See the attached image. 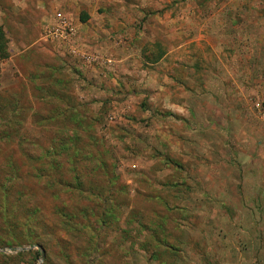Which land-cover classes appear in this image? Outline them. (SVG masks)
Returning a JSON list of instances; mask_svg holds the SVG:
<instances>
[{
	"label": "rangeland",
	"instance_id": "374dc122",
	"mask_svg": "<svg viewBox=\"0 0 264 264\" xmlns=\"http://www.w3.org/2000/svg\"><path fill=\"white\" fill-rule=\"evenodd\" d=\"M0 27V264H264V0H0Z\"/></svg>",
	"mask_w": 264,
	"mask_h": 264
},
{
	"label": "trees",
	"instance_id": "16d2710c",
	"mask_svg": "<svg viewBox=\"0 0 264 264\" xmlns=\"http://www.w3.org/2000/svg\"><path fill=\"white\" fill-rule=\"evenodd\" d=\"M9 58V54H8V40H7V38H6V35H5V33H4V31H3V29L0 27V62L1 61H4V60H7ZM6 96L4 97L3 95H1L0 94V121L2 120V118L4 117V111H5V106H2V104H1V102H3V101H5L6 100ZM10 102H9V104L11 103H13V100L11 101V100H9ZM11 104L9 105V106H11ZM17 105H18V103H17ZM8 106V107H9ZM18 110H21V107L19 106V108H17ZM12 114H14V111H10L9 110V115H11V119L12 120H16L17 119V117H15L14 115H12ZM55 117L56 118H58L57 117V115H55ZM54 118V117H53ZM55 119V118H54ZM1 123V122H0ZM11 134H13V132H11ZM11 134H7L6 136L8 137L7 138V140H10V138H14V137H17V133H15L14 135H11ZM56 149H53V154H55L56 153ZM51 153V154H52ZM55 160V159H54ZM52 166V165H51ZM54 166H56V164L54 165ZM54 178V177H53ZM49 182L50 183H59L58 185H60V186H62V184H61V182H58V180H56V178H54V179H50L49 180Z\"/></svg>",
	"mask_w": 264,
	"mask_h": 264
},
{
	"label": "crops",
	"instance_id": "0c3cea01",
	"mask_svg": "<svg viewBox=\"0 0 264 264\" xmlns=\"http://www.w3.org/2000/svg\"><path fill=\"white\" fill-rule=\"evenodd\" d=\"M258 21H259V19H258ZM248 34V38H251L252 40L254 39V40H257V37H260V38H263L264 39V28L262 29V28H253L252 30H247V32H245V35H247ZM221 37H223V34H221ZM187 44H185V46H186ZM218 48H221L222 47V44H219L218 46H217ZM257 47H260L261 48V45L260 46H257ZM259 48V49H260ZM263 48H264V46H263ZM177 50V49H176ZM248 52H249V57H248V63H249V61H251V60H253L254 61V58H255V55L258 53V49L256 48V46H254V45H252V46H249L248 47ZM238 63H241V61H242V58L241 57H239L238 58ZM239 65V64H238ZM250 65H255V64H253V63H251L250 62ZM219 67V66H218ZM241 67V66H240ZM254 67V66H253ZM218 69V68H217ZM255 81V80H254ZM219 152V151H218ZM218 155L216 156V158H218V156H220L221 155V153H217ZM217 160H219V159H217Z\"/></svg>",
	"mask_w": 264,
	"mask_h": 264
},
{
	"label": "built area",
	"instance_id": "2783aa9c",
	"mask_svg": "<svg viewBox=\"0 0 264 264\" xmlns=\"http://www.w3.org/2000/svg\"><path fill=\"white\" fill-rule=\"evenodd\" d=\"M59 21H60L59 24L62 28L67 27V24L65 23L64 20L60 19ZM255 110H257L259 121L264 127V110H262L258 104L255 105Z\"/></svg>",
	"mask_w": 264,
	"mask_h": 264
}]
</instances>
